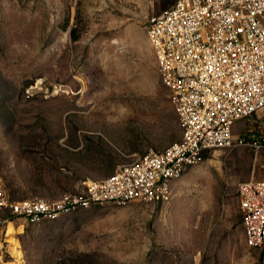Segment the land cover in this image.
<instances>
[{
	"label": "rangeland",
	"instance_id": "374dc122",
	"mask_svg": "<svg viewBox=\"0 0 264 264\" xmlns=\"http://www.w3.org/2000/svg\"><path fill=\"white\" fill-rule=\"evenodd\" d=\"M173 0H0V188L56 201L182 137L147 37ZM76 29L77 40L70 30ZM264 134V112L234 135ZM264 180V148L218 149L165 203L13 222L25 264H264L246 246L236 188Z\"/></svg>",
	"mask_w": 264,
	"mask_h": 264
},
{
	"label": "built area",
	"instance_id": "2783aa9c",
	"mask_svg": "<svg viewBox=\"0 0 264 264\" xmlns=\"http://www.w3.org/2000/svg\"><path fill=\"white\" fill-rule=\"evenodd\" d=\"M146 30L181 140L56 201L13 200L0 188V264H25L4 245L17 220L35 225L80 209L165 203L206 154L249 147L257 155L264 148V134L234 135L237 121L264 112V0H173ZM236 198L246 246L264 251V180L239 183Z\"/></svg>",
	"mask_w": 264,
	"mask_h": 264
},
{
	"label": "trees",
	"instance_id": "16d2710c",
	"mask_svg": "<svg viewBox=\"0 0 264 264\" xmlns=\"http://www.w3.org/2000/svg\"><path fill=\"white\" fill-rule=\"evenodd\" d=\"M70 36H71V39H72V40H77V39H78L79 36H78V34H77L76 29L73 28V29L70 30ZM254 115H255V114H254ZM254 115H252L250 118H252ZM250 118H249V119H250ZM207 155H208V154H206L205 156H207Z\"/></svg>",
	"mask_w": 264,
	"mask_h": 264
},
{
	"label": "bare ground",
	"instance_id": "6f19581e",
	"mask_svg": "<svg viewBox=\"0 0 264 264\" xmlns=\"http://www.w3.org/2000/svg\"><path fill=\"white\" fill-rule=\"evenodd\" d=\"M10 226V225H9ZM9 226H8V231H7V234H11L12 233V228H9ZM13 234V233H12Z\"/></svg>",
	"mask_w": 264,
	"mask_h": 264
}]
</instances>
